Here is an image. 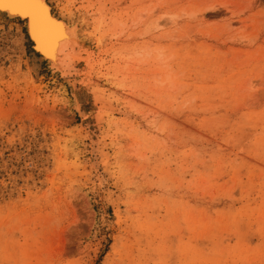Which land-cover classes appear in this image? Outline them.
Here are the masks:
<instances>
[{"label":"rangeland","instance_id":"374dc122","mask_svg":"<svg viewBox=\"0 0 264 264\" xmlns=\"http://www.w3.org/2000/svg\"><path fill=\"white\" fill-rule=\"evenodd\" d=\"M50 1L69 77L0 15V264H264V0Z\"/></svg>","mask_w":264,"mask_h":264},{"label":"bare ground","instance_id":"6f19581e","mask_svg":"<svg viewBox=\"0 0 264 264\" xmlns=\"http://www.w3.org/2000/svg\"><path fill=\"white\" fill-rule=\"evenodd\" d=\"M34 3L25 15L14 11L6 12L4 9H0V15L10 20L24 21L28 41L31 42L38 60L47 61L54 72L59 71L62 77H69L72 71V56L82 42L81 33L78 27L71 23L73 19L70 21L64 13L59 15L54 12L50 0H35ZM72 4L73 1H67L62 9L72 13ZM26 17L28 20H25ZM99 28L100 26H97L95 30Z\"/></svg>","mask_w":264,"mask_h":264},{"label":"water","instance_id":"95a60500","mask_svg":"<svg viewBox=\"0 0 264 264\" xmlns=\"http://www.w3.org/2000/svg\"><path fill=\"white\" fill-rule=\"evenodd\" d=\"M35 0H0V9L7 11H14L17 14H27L31 10ZM27 16V15H26ZM28 17H26L25 20Z\"/></svg>","mask_w":264,"mask_h":264}]
</instances>
